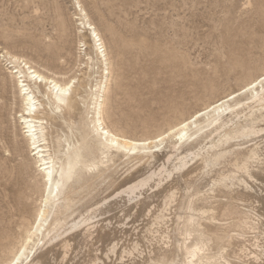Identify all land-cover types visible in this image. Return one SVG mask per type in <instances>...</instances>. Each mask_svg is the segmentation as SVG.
<instances>
[{
	"label": "rangeland",
	"instance_id": "374dc122",
	"mask_svg": "<svg viewBox=\"0 0 264 264\" xmlns=\"http://www.w3.org/2000/svg\"><path fill=\"white\" fill-rule=\"evenodd\" d=\"M81 7L100 33L111 62L105 121L109 129L118 133L140 139L159 136L208 104L241 90L264 73V0H0V54L7 56L9 52L21 56L36 66L66 77L77 75L83 84L80 92L86 97L71 114L56 112L49 117L53 136L57 133L63 136V150L69 152L72 160L78 156L74 174L77 180L73 188L80 187L85 192L64 215L69 219L80 218L87 214L88 209L95 210L101 205L100 210L89 212L95 217L91 221L95 225L108 216L111 220L110 227H107L110 236H104L100 229L102 222L98 224L100 227L87 233L89 236L81 229L67 231L64 236L70 238L69 252L72 253H68L70 257L64 258L63 263L59 261L61 257H54V254L58 255L54 245L59 238L48 243L49 236L45 238L38 234L30 241L29 251L21 264H28L37 255L44 257L43 261L47 258L50 264H134V260H147L150 254L156 255L166 245H174L176 220L173 209L165 214L161 228L169 236V239L166 237L168 242L149 229V226L151 229L158 226L154 217L161 211L164 194L172 190H176L180 198L189 195L204 197L207 204L215 199L223 200V203L217 201L215 216L216 221H222L221 226L232 234L223 241L226 261H229L228 264H264V132L245 139L247 143L240 146L255 145L261 154L254 162L255 167H252L253 177L237 171L231 157L215 167H206L204 170L207 172L198 160L189 157L188 165L181 171L176 170L180 157L208 146L212 139L217 138L216 132L211 134L217 123L205 126L213 119L209 114L190 124L186 131L188 137L182 143L178 135L172 134L166 135L153 149L142 153L127 155L116 149L105 150L106 153L98 150L96 136L90 134L91 122L87 112L90 104L88 92L98 78V65H95V60L86 59L95 57V54L89 46L92 42L88 29L82 28L79 24L82 20L76 18L81 15ZM3 59L0 56V264H6L25 243L27 230L37 216L43 191L34 156L18 121L21 102L9 76L12 67ZM240 93L243 94L242 101L249 94L245 90ZM250 103V106L241 104L235 111L227 110L221 121L231 124L248 113L251 106L257 108L254 100ZM237 141L245 142L242 139ZM98 155L109 156L98 168L88 170L85 164L97 161ZM170 155L172 157L168 160ZM163 163L168 171H172L171 175L162 173L155 176L138 193L139 204L136 201L133 204L124 196L104 201L114 191L113 186L146 175ZM191 169L193 172L188 175ZM230 170L237 175L235 184L231 185L229 180L235 201L244 203L242 206L250 211L255 227L240 229L238 218L223 210L224 202L229 199L225 194H231L227 188L224 192L218 181L224 176L222 173H230ZM142 203L151 205L150 215L143 209L141 211ZM196 204L201 205L200 202ZM250 230L251 233H248ZM97 232L103 234L100 241ZM114 243H117L116 250L112 252L110 248ZM130 249L134 250L133 254L128 253ZM212 251L216 252L217 247L213 246ZM98 252L106 254L105 257ZM249 255L253 257L250 259ZM181 258V255L176 256L174 264H183Z\"/></svg>",
	"mask_w": 264,
	"mask_h": 264
},
{
	"label": "bare ground",
	"instance_id": "6f19581e",
	"mask_svg": "<svg viewBox=\"0 0 264 264\" xmlns=\"http://www.w3.org/2000/svg\"><path fill=\"white\" fill-rule=\"evenodd\" d=\"M80 12H81L80 17H76V18H79L80 20H82L79 23L80 25H82V28L88 29L89 34H90V39L92 42V44L89 46L90 48H92L95 54V57L89 56L86 59L87 61L90 60L92 62L93 60H95V65H98L97 67L98 70L96 71L98 73V78L96 80V83L90 86V89L88 92L90 104L87 110L89 118H90V122H91L90 134L96 136L95 145L98 150H102L103 153H106L105 150L116 149L118 152L123 151L127 155H132L135 152L142 153L143 151H147L151 148L153 149V146L157 144L159 141H162L163 139H165L166 135L169 136L172 134L178 135L180 139V143H182L183 140L188 137L186 131L188 130V127L190 126V124L195 120L200 121L201 117H203L204 115H206L205 117H207V115L209 114L208 116L213 117V119L210 121L207 120L208 124L205 126H210L214 123H217V124H214L215 127L211 131V134L215 132L217 133V138L212 139L208 146H204L203 148L199 147L201 149L196 150L189 155L187 154L183 157H180L179 164L178 165L176 164L177 166L175 167L176 170L177 171L183 170L188 165L189 157H191L193 160L194 159L198 160L203 170L206 167H210V166L215 167L216 165L222 163L225 159H227V157H231L232 158L231 160H233V164L231 160H229V162H231V164L236 167L237 171L241 170L242 173H244L245 175L247 174L250 177L252 176V170L254 169V168L252 169V167L254 166V162L255 160L259 159V156L261 154L259 155L260 152H258V147H256L255 145H250L245 148H241L240 146L243 144L245 145V143H247L245 139L249 137L252 139L256 135L264 132V73L259 75L257 78L255 77L254 80H252L250 83L245 85L244 88H241V90L231 93L225 96L224 98H221L216 102H213L212 104H208V106L196 112L195 114H192L188 119H185L184 121L180 122L178 125L173 126L171 128L169 127V129L166 132L164 133L162 132L161 134H159V136L157 135L156 137H152V138L140 139V138L124 135V134L116 132L115 130L109 129L106 126L105 107L107 103V93L109 90L111 62L109 60L108 53L105 49L104 41L102 40V37L100 33L98 32L96 26H94L93 23L90 21L84 8L81 7ZM84 43L87 44V41H84ZM0 56L3 57L9 65L11 64V67H12L11 71L9 70V73H10L9 76L12 78L14 82V88L15 90H17L18 97L20 98V102H21V109L19 110L18 115H17L18 121L21 125L22 132L27 139L29 148H31L30 150L31 155L34 156L33 157L34 163L36 164V168H37L38 174L41 177L42 186H43V191H42V195L40 198V207H39L35 220L33 221L30 228H28L27 230V236H26L25 243L22 244V246H20L17 253L15 252L16 254H13L14 256L12 258L10 257L11 259H9V261L6 264H21L23 262L25 255H27L29 251L30 241L33 239V237H35L38 234L43 235L45 238L49 236L48 243L59 238V241L57 242V244L54 245L56 249L55 253H57L58 255L56 256V254L54 253L53 254L55 255L54 257H58V256L59 258L61 257L62 260H59V261L63 263L62 261L66 260L64 258L70 257L68 256V253H72V252H69V245H70L69 239L70 238L64 236V234L67 231L72 230V229H79V230L81 229L82 232L85 230L84 233L87 234L95 227H98V226L100 227V225L98 224L102 222V225H101L102 227L100 229L102 230L104 236H106L107 234H109V231H108L109 228L107 229V227L110 225L109 221H111L109 220V216H108V217L102 218L101 222L98 221V223L97 224L95 223L94 225V223L91 220L94 219L95 217L89 214V212L91 211L93 213L94 209H91L90 211H88L89 210L88 209L87 214L82 215L80 218L73 217L72 219H69L68 216L64 215L65 212H67L68 210L72 209L75 206L76 200L78 199V197H81V195L84 194L85 192L80 187L76 189L73 188V184L77 180V178L74 177V174L76 172V166L78 164V161H77L78 156L75 158V160H72L69 152L63 150L62 148L63 136L59 133L53 136V132L51 131V127H50L51 124L49 122L50 121L49 117L52 113H56V112H60L61 114H63V112H67L71 114L75 110V108L79 105V103L83 101L84 98L86 97L85 94L80 92V88H82L83 84L81 83V80L80 78H78L77 75L71 78L66 77L65 75L52 72L48 68H45V67L41 68L40 65L36 66L32 61L26 58H22L21 56H17L9 52L7 56L5 54H0ZM242 90H245L246 93H249L244 96V99H245L244 101H242L243 99L241 98L243 94L240 93ZM79 97L81 99H79ZM252 100H254V102L257 104V108L255 106L254 107L251 106L249 109V112L248 113L245 112L246 114L242 116L241 118H239L238 120H235V121L229 120V121H232L231 124L229 122L221 121V117L223 113H225L227 110L231 109L232 111H235V109L239 107L241 104H247L250 106L251 104L250 101ZM238 114L241 115V113H238ZM62 117H63V120H65L64 116ZM203 127H201L200 129H202ZM238 139H242L245 142L243 143H238L240 141L235 142V140H238ZM234 146L236 147L239 146L240 148L239 147L235 148ZM108 156L109 155H106L103 157V156L98 155L97 161L93 162L92 164H85V167H87L88 170H90L91 168H98L101 164L107 161L105 158H107ZM171 157L172 156L170 155L168 160H170ZM197 165L198 164H196L195 166ZM201 166H199V168ZM256 168L258 167L256 166ZM192 172H193V169L189 170L187 173L189 175ZM204 172H207V171L204 170ZM162 173H167L168 176H170L172 173V171H168L165 163H163L160 167L156 168L152 172L150 171L146 175L143 174V176L138 177L134 180L131 179V181L130 180L126 181L123 184L121 182V185L117 187L113 186L114 191L113 192L110 191L111 193L108 194L107 197L105 196L106 198L104 199V201H106L110 197L124 196L129 201H132V203L133 201H136L137 204H139L140 202H138L137 200L138 193L139 192L141 193V191L147 185H149V183L155 178V176L162 174ZM222 175L224 176L220 177L218 181L219 184L221 185L220 188L222 187L221 189L223 188L229 189L230 194H231V195L225 194L226 196L229 197V199L226 200L227 202H224L223 204L225 206L223 207L224 212H230L238 218L237 224H238V227H240V229H247V228L249 229V228L255 227L254 226L255 224L251 220V216H250L251 213H249L250 211L248 212V210H246V208L242 206L244 205V203H239L235 201L236 197L233 196L234 195L232 194L233 191L230 189L229 180L231 181L230 183L231 185L235 184L234 181L237 179V175L234 174L232 171L227 174L222 173ZM116 185L118 184L116 183ZM175 191L176 190L166 192V194H164L163 196V200L161 202L162 203L161 211L159 212V214L155 215L154 217V223H156L158 226L156 228L154 227L155 229H151V226H149L150 227L149 229L152 230V232L154 231L155 232L154 234H157V237H159L161 240L165 242H168L166 241V237H168L169 239V236L165 234V232L161 228L162 226H164L163 223L165 222V219H166L165 214L167 213L168 210L170 212V210L172 211L173 209L174 214H175V217L174 216L173 217L176 220V225H175L176 229H174L175 237L173 236L174 237L173 247H168V245H166V248L163 250H159L157 253H155L156 255H153V253L152 255L150 254L147 260H140L139 262L134 260L133 263L134 264L135 263L136 264H174L176 260L175 257L181 255L182 257L181 262L183 264H228L229 261H226V257L224 255L226 249L224 246L225 243L223 241L227 237L228 238L232 237V234H230V231L225 229V227L221 226V223L223 224L222 221L221 222L216 221L217 218L215 216V213H217L215 212V209H217L216 203L217 201H220L221 203H223L222 202L223 200L215 199L211 203L207 204L204 197L195 195L196 193L194 194L196 197L189 195V196L180 198L181 196L178 197ZM224 192H226V189ZM214 197H217V195ZM139 200L142 201V199H139ZM198 202H200L202 206L197 205L196 203ZM137 204L136 206H138ZM142 204H143L142 206L143 208H141V211L143 209V211H146V213L150 215L152 211L151 210L152 208H150L151 205L149 206L146 203H142ZM100 208H101V205L96 206L94 212H96L97 210H100ZM106 210H104L105 213L107 212ZM210 210L212 211L210 212ZM208 211L210 213L207 216H204V214H206ZM218 219H221V218H218ZM233 220L234 219H232V221ZM217 222H219L220 224ZM154 223L152 225H154ZM225 223L227 222H224V224ZM67 225L69 226L67 227ZM231 225L232 223L229 224V226ZM234 227H231V228H234ZM115 228L114 230H116ZM163 228H166V227H163ZM159 232H162L163 234H159ZM231 232L233 231L231 230ZM97 233H98L97 237L99 234H100L99 236L101 237V239L98 237V240L99 241L102 240L103 234H101V232H97ZM149 233H151V231ZM248 233H251V230ZM110 235L111 234H109L108 236ZM95 237H96V232H95ZM235 237L236 239H238V242H239V237L237 238L236 234H235ZM71 238H73V236ZM70 242L72 243L73 241L71 240ZM235 242H234V245L236 244ZM256 242L258 241L256 240ZM91 243L93 244L94 242H91ZM116 244L117 243H114L112 245V247L110 248V251L114 252L116 250ZM161 244L163 243L161 242ZM171 244L172 243H170L169 245L171 246ZM252 244H255V243H252ZM44 246L46 247L47 245H44ZM213 246L217 247L216 252L212 251ZM226 246H228V244ZM162 247L164 246L162 245ZM235 248L237 249V247ZM48 250H50L49 247H48ZM75 250L76 249H72L71 251H75ZM80 250H81V247H80ZM257 250L260 251L259 249ZM251 251L252 250H250V252ZM42 252L44 253L45 251H42ZM133 252H134L133 249L128 250L129 254H133ZM242 253L244 254V251ZM256 253L259 254V252H256ZM102 255L103 254H101V256ZM105 255L106 254H104L103 256L105 257ZM72 256L74 257V254ZM249 257L251 259V257L253 256L249 255ZM43 258L44 257H42L41 255L40 256L37 255V257L29 261L28 264H50V263H47L48 259L46 257L45 258L47 259V261L46 259L43 261ZM141 259L143 258L141 257ZM256 259L257 258H255V262H256ZM259 259L257 262H259ZM66 262L67 261H65V263ZM239 262H244V260L239 261ZM56 264H60V263H56ZM255 264H258V263H255Z\"/></svg>",
	"mask_w": 264,
	"mask_h": 264
}]
</instances>
